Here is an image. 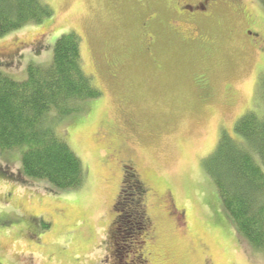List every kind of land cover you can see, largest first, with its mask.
Instances as JSON below:
<instances>
[{
    "label": "rangeland",
    "instance_id": "1",
    "mask_svg": "<svg viewBox=\"0 0 264 264\" xmlns=\"http://www.w3.org/2000/svg\"><path fill=\"white\" fill-rule=\"evenodd\" d=\"M45 1L52 18L0 37V73L25 79L30 62L49 64L56 39L75 31L103 95L56 125L83 162L84 187L26 176V146L0 150V264H264L203 164L223 130L235 136L246 112L264 114V54L254 37L264 36L262 2L228 1L201 31L190 29L191 37L203 31L194 40L178 37L163 13L149 52L132 0ZM127 159L146 187L144 227L129 216L133 177L118 196Z\"/></svg>",
    "mask_w": 264,
    "mask_h": 264
},
{
    "label": "trees",
    "instance_id": "2",
    "mask_svg": "<svg viewBox=\"0 0 264 264\" xmlns=\"http://www.w3.org/2000/svg\"><path fill=\"white\" fill-rule=\"evenodd\" d=\"M53 16L45 0H0V37ZM81 43V36L70 31L56 39L49 64L27 65L25 79L0 73V150L26 146L21 149L24 174L46 180L59 190L84 187L87 175L81 158L56 125L103 95L84 69ZM260 89L264 95V78ZM234 130L235 136L221 132L203 164L237 233L250 247L264 251V114L246 112ZM129 169L134 177L135 170ZM128 187L129 216L144 227L136 209L143 185L132 182ZM47 227L44 223L43 228Z\"/></svg>",
    "mask_w": 264,
    "mask_h": 264
},
{
    "label": "flooded vegetation",
    "instance_id": "3",
    "mask_svg": "<svg viewBox=\"0 0 264 264\" xmlns=\"http://www.w3.org/2000/svg\"><path fill=\"white\" fill-rule=\"evenodd\" d=\"M129 1V0H128ZM136 2L139 11L137 12L135 22L140 25L141 28V35L144 37L146 50L151 52L154 49V46L157 43V36L154 29L163 24V20L161 16L163 13L171 14L173 17V21L170 23V27L173 30L178 31V37L183 38V31H186L189 35L190 40L198 39L202 32L199 34L196 33L201 31L202 26L206 25L208 21L214 19L215 15L221 11L228 1L230 0H132ZM229 6V5H228ZM142 11L143 14H142ZM137 19V20H136ZM200 28L195 31L196 33L193 37L190 36V29ZM253 36V35H251ZM258 39L257 46L260 48V51L264 54V36L258 32L255 36ZM114 66V64H111ZM260 81H258V84ZM128 163V164H127ZM133 164V165H132ZM128 166L132 167L135 170V176L133 177L132 182L134 183H141L143 185V190H146V187L136 168L134 166V162L132 159H127L126 163H122V186L120 189L119 197L124 195L125 190L124 186L127 177L130 176L129 171L127 170ZM124 183V184H123ZM169 201L171 202L172 206H176L172 202L171 194H168ZM146 202H140L136 209H138V215L142 219V223L147 225L151 222V218L148 214L147 209L144 207ZM143 254V253H142ZM144 258V254H143Z\"/></svg>",
    "mask_w": 264,
    "mask_h": 264
}]
</instances>
